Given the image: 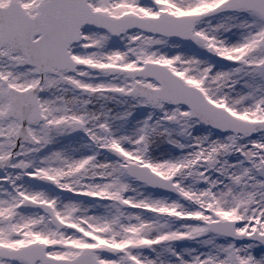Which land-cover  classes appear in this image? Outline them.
Returning <instances> with one entry per match:
<instances>
[{"label":"snow or ice","instance_id":"1","mask_svg":"<svg viewBox=\"0 0 264 264\" xmlns=\"http://www.w3.org/2000/svg\"><path fill=\"white\" fill-rule=\"evenodd\" d=\"M0 264H264V0H0Z\"/></svg>","mask_w":264,"mask_h":264}]
</instances>
